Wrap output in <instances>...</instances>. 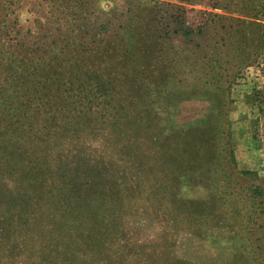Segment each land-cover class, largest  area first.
<instances>
[{
    "label": "trees",
    "instance_id": "obj_1",
    "mask_svg": "<svg viewBox=\"0 0 264 264\" xmlns=\"http://www.w3.org/2000/svg\"><path fill=\"white\" fill-rule=\"evenodd\" d=\"M97 2L0 0V264H105L130 202L169 226L187 177L172 146L196 124L175 122L180 105L235 78L209 35L234 41L241 17L264 21V0L212 4L240 18L200 12L195 26L159 1ZM240 202L251 262L264 264V190Z\"/></svg>",
    "mask_w": 264,
    "mask_h": 264
},
{
    "label": "rangeland",
    "instance_id": "obj_2",
    "mask_svg": "<svg viewBox=\"0 0 264 264\" xmlns=\"http://www.w3.org/2000/svg\"><path fill=\"white\" fill-rule=\"evenodd\" d=\"M153 1L181 7L186 21L193 26L200 12L240 18L209 8L212 4H226L231 10L240 0ZM124 2L98 0L97 4L103 12H117ZM240 20L243 25L236 24L240 34L234 41L221 31L216 36L208 34L214 40H223L220 50L227 57L222 68L230 70L235 78L228 84H218L206 97L181 104L175 118L179 124H196L190 126L191 136L187 134L190 127H182L172 146L180 169L187 174L182 184L172 190L178 199L171 203L177 208L174 219L166 226L153 204H126L128 208L117 228L112 257L108 260V254L103 255L105 264H252L239 214L243 207L241 196L256 187L264 190V41L254 25L264 21L243 17ZM233 56L242 63L241 67H232ZM201 123L206 127H199ZM229 150L233 164L228 160ZM208 154L212 159L206 166L201 157L208 158ZM189 155L197 157L191 167L185 162ZM190 176L193 178L187 182ZM201 178H209L212 185H203ZM192 180L198 184L189 185ZM55 264H63L62 258Z\"/></svg>",
    "mask_w": 264,
    "mask_h": 264
}]
</instances>
